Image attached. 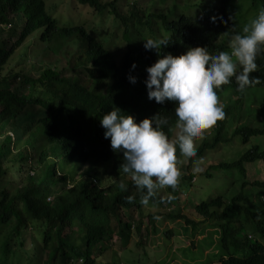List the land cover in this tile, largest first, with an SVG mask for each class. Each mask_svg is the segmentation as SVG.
<instances>
[{"label": "trees", "instance_id": "trees-1", "mask_svg": "<svg viewBox=\"0 0 264 264\" xmlns=\"http://www.w3.org/2000/svg\"><path fill=\"white\" fill-rule=\"evenodd\" d=\"M72 1V9L81 6L91 14L106 13L111 17L112 26L122 31L124 51L112 49L109 42L116 37L111 35L100 37L97 43L98 27L88 31L75 26L67 13L65 21L47 15L44 0H0V228L5 230L0 229V264H114L108 257L114 237L127 247L133 231L140 233L141 227H146L141 221L138 226L130 221L133 212H140L141 219L145 215L150 224L154 217L149 207L159 203L172 209L173 197L155 195L148 206L140 203L144 193L130 176L119 172L123 154L112 151L100 118L113 107L132 115L137 123L161 114L168 117L163 130L172 140L176 130L174 103L158 104L147 98V68L158 55L144 48L145 41L166 40L168 46L160 47V56H179L195 47L217 55L230 50L231 36L242 31L240 20L230 10L236 0H207L189 16L172 12L176 3L166 12L153 11L155 5L141 11L135 0H126V9L121 0ZM249 3L257 14L264 9V0ZM146 6H150V0ZM32 36L43 46L41 53L34 52L35 73L15 72L9 60L27 40L31 43ZM59 48L68 54L63 58L66 64L45 63ZM60 55H64L63 51ZM24 56L30 54L24 50ZM256 64L257 70L250 76L258 77L260 82L246 90L264 88V52L257 56ZM128 76L135 77V83H129ZM227 89L237 99L225 114L242 107L246 91H238L233 78L217 90L218 97ZM260 111L264 114V103ZM224 127L222 120L217 122L215 143L209 145L205 139L198 156L216 147ZM235 134L243 135L247 141L264 136V127L237 128ZM176 154L179 158L178 146ZM91 160L112 163L117 183L102 186L99 167L94 163L92 172L79 175ZM189 162L182 171L192 167L193 161ZM259 163H264V149L255 146L238 161L211 166L210 170L240 168L246 177L245 168ZM193 178L189 173L183 181ZM121 183L125 190L120 189ZM249 185L246 182L244 187ZM261 185L264 183L252 186ZM129 196L132 202H128ZM248 203L252 200L245 201L240 193L227 202L219 196L197 205L204 223H220L219 264H264V245L253 242L255 233L264 237V206L252 208ZM167 212L168 217L181 219L187 225L195 223L177 212ZM104 256L106 262L101 261Z\"/></svg>", "mask_w": 264, "mask_h": 264}, {"label": "rangeland", "instance_id": "rangeland-1", "mask_svg": "<svg viewBox=\"0 0 264 264\" xmlns=\"http://www.w3.org/2000/svg\"><path fill=\"white\" fill-rule=\"evenodd\" d=\"M44 1L47 15L65 21L67 19L65 13H67L71 24L75 26L88 28L89 30L98 27L97 31L101 37L105 35H111V38L116 37V39L109 42L113 50L117 53L124 51L125 43L122 41V31L116 26H112V18L106 15V13L101 16L96 13L91 14L87 8H81V6L72 9V0ZM135 1L138 3L141 11L152 9L155 5L153 11L164 9L167 12L176 3L175 9L172 12L186 16L196 13L200 5L207 2V0H167L164 4H161L160 0H150V6H146L147 0ZM236 1L230 7V10L238 17L240 27L243 29L258 14L250 7V0ZM126 3V0H121V6L124 9L127 8ZM101 19L102 23H99ZM241 34H243L242 31ZM34 37L36 38V36ZM29 39L32 40L31 43L27 40L25 46L14 53L9 60V66L13 67L15 72L32 75V73H35L37 67L35 64L36 54L34 52L41 53L40 51H42L43 46L37 43V40L33 39V36ZM14 42L15 40L11 44ZM26 46L27 49H25ZM59 49L58 53L54 56L52 55L53 58L51 56V60H45V63L52 62L53 64H58L57 66H64L66 61L63 58L68 55L64 50L67 47L64 46V50ZM73 49L76 50V48ZM24 50L27 51V54H30V58L24 56ZM62 51L64 55H60ZM24 58L25 62L23 63ZM219 99L223 102L224 112L226 113L227 109L236 102L237 96L233 94L231 89H227ZM263 103L264 88H250L244 92L242 107L232 108L228 114H225L222 120L225 124L222 139L219 143L217 142L218 144H216L213 150H207L203 156L197 155V158H195L200 160V172L194 173L192 171L194 164L190 169L182 171L181 168L183 166L187 167L190 160H186L179 155L178 160L182 161L178 164L181 173L178 182L179 185L175 189L171 188V191L165 188L161 189L156 194L165 199H171L173 197L171 201L173 205L172 209H170L171 207L166 209L159 203L154 208L149 207L153 215L152 217H154L150 224L145 219L147 218L145 215L141 219L140 212H133L129 216L130 221L135 226H138L141 221L146 227L142 226L140 233L136 230L133 231L132 239L127 247L118 242L115 236L113 239L114 246L109 250L111 253H108V257L110 258L109 262L112 261L114 264H219L222 256L219 249L221 237L220 223L218 221H206L204 223L197 210V205L203 202H209L219 196L224 197V200L227 202L240 193H243L245 201L252 200L251 204H247L248 206L252 208H261V206H264L262 200L264 198V186H252L253 183H264V163L248 165L245 168L247 172L246 177L241 174L240 168L210 170L211 166L231 164L238 161L244 153L255 146L264 149V136L253 137L245 141L243 135L235 134L237 128L264 127V114L260 111V106ZM216 126L217 123L205 130L203 138L194 142L197 151L204 144L205 139V142L208 144L215 143ZM177 131L175 130L172 141L176 140ZM92 163L99 167L102 186H111V184L117 183L113 176L112 163H96V160H91L83 167L82 171L78 172L79 175L83 171L85 173L92 172ZM189 173H192L194 178L189 182L183 181V178L188 176ZM246 182L250 185L244 187ZM14 189L16 188H11V190ZM48 201L51 202L52 197H49ZM156 211H161L162 214L157 216L155 214ZM167 211H171L172 213L177 212L179 215L188 217L195 223L193 225H187L181 222V219H172L166 215V213L170 214ZM156 217H159V219H156ZM0 229L4 230V227ZM28 233H30V230ZM256 241L264 245V237H261L257 233L253 235V242ZM101 261L106 262V256Z\"/></svg>", "mask_w": 264, "mask_h": 264}, {"label": "clouds", "instance_id": "clouds-1", "mask_svg": "<svg viewBox=\"0 0 264 264\" xmlns=\"http://www.w3.org/2000/svg\"><path fill=\"white\" fill-rule=\"evenodd\" d=\"M242 33L234 32L229 41L230 50L217 55H210L206 48L195 47L179 56L170 53L160 56L158 50L161 46L167 47V41H145L144 48L158 55L156 62L147 68L148 76L144 81L147 98L158 104L174 103L175 129L178 130L175 141L163 130L168 125V117L161 114L137 123L135 117L113 107L100 118L104 138L110 140L112 151L123 154L119 172L130 176L135 187L144 193L140 200L142 205L148 206L150 198L159 190L175 189L178 185L181 175L178 164L182 161L177 158V146L184 159L193 161L192 171H201L200 160L194 159L197 157L194 142L202 139L205 130L225 116L217 90L233 78L241 92L260 82L250 74L257 70V56L264 52V9L244 26ZM100 37L98 34L97 43ZM131 67L135 69L136 65ZM127 79L135 83V77ZM119 187L126 188L124 183ZM127 200L132 202L133 197Z\"/></svg>", "mask_w": 264, "mask_h": 264}]
</instances>
